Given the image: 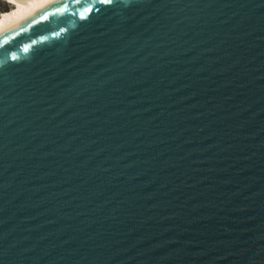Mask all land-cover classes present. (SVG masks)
I'll return each mask as SVG.
<instances>
[{
  "label": "water",
  "instance_id": "1",
  "mask_svg": "<svg viewBox=\"0 0 264 264\" xmlns=\"http://www.w3.org/2000/svg\"><path fill=\"white\" fill-rule=\"evenodd\" d=\"M0 264H264V0L0 30Z\"/></svg>",
  "mask_w": 264,
  "mask_h": 264
},
{
  "label": "bare ground",
  "instance_id": "2",
  "mask_svg": "<svg viewBox=\"0 0 264 264\" xmlns=\"http://www.w3.org/2000/svg\"><path fill=\"white\" fill-rule=\"evenodd\" d=\"M50 1L52 0H5L11 9L0 14V30Z\"/></svg>",
  "mask_w": 264,
  "mask_h": 264
},
{
  "label": "rangeland",
  "instance_id": "3",
  "mask_svg": "<svg viewBox=\"0 0 264 264\" xmlns=\"http://www.w3.org/2000/svg\"><path fill=\"white\" fill-rule=\"evenodd\" d=\"M11 9V6H9L8 3L5 2V0H0V14L9 11Z\"/></svg>",
  "mask_w": 264,
  "mask_h": 264
}]
</instances>
